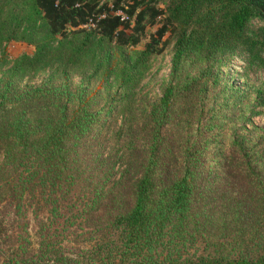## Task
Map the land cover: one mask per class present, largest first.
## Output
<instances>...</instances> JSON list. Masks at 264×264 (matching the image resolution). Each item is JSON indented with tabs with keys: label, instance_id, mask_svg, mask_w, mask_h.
<instances>
[{
	"label": "trees",
	"instance_id": "1",
	"mask_svg": "<svg viewBox=\"0 0 264 264\" xmlns=\"http://www.w3.org/2000/svg\"><path fill=\"white\" fill-rule=\"evenodd\" d=\"M24 1L0 0V39L35 49L0 77V264H264V144L218 145L217 78L236 53L264 70V0ZM168 33L172 73L189 60L205 72L168 85L139 123L117 109L130 82L113 100L105 78L119 67L131 81ZM77 68L92 70L86 85L71 82Z\"/></svg>",
	"mask_w": 264,
	"mask_h": 264
},
{
	"label": "rangeland",
	"instance_id": "2",
	"mask_svg": "<svg viewBox=\"0 0 264 264\" xmlns=\"http://www.w3.org/2000/svg\"><path fill=\"white\" fill-rule=\"evenodd\" d=\"M24 4V0H20ZM109 1V4L113 0H102V2ZM169 0H163L159 7L164 8L165 4ZM6 9L5 13H8ZM4 17V15H2ZM27 24L23 23L21 29L26 27ZM261 25L257 20H252V28H260ZM84 28H94V25L90 22L88 26ZM155 28L146 29L145 39L135 48L126 49V53L134 55L135 53H141L145 49V44L149 41V36L152 35ZM167 42L166 49L160 54L153 56L149 61L143 64V69L141 72L136 73L132 76L131 81L128 80L127 71H121V68L116 67L114 71L109 74L107 84L109 88L103 90L104 92L120 93V95H115L113 100H119L121 97L124 100L123 94L128 89L127 82H130L132 88L131 100L126 102V104H121L117 107L118 110H122L125 106H130L135 118H141L138 120L140 123L144 113L150 110L165 92L168 85H175L177 82L184 78V75H196L198 73L205 72V66L196 65L193 60L187 61L185 64L180 66L176 73H172L173 68V56H174V44L175 35L174 33L166 34L164 38ZM59 40V39H58ZM34 47L28 45L24 42L19 41H4L0 39V77L6 72L14 63L15 59L22 55L32 56L34 54ZM119 59H117L118 62ZM56 67L47 68L44 72H39L36 75H26L23 78V85L29 87H36L41 85L45 81L49 74H52ZM72 69L69 73L70 80L74 86L84 83L86 85L87 76L91 75L92 70L86 72H81L79 68L74 72ZM202 71V72H200ZM55 74V73H53ZM105 70L100 72L91 82L92 88L101 87L105 89L106 83L103 78L105 77ZM217 78L221 82L220 91L222 93L226 92L223 98H221L220 103L223 107L221 112L224 115L223 118L219 119L221 128L219 132L221 137L219 139V144L226 136V142L231 144L235 138L241 135L246 138L251 146L258 145L259 143L264 144V70H249L244 62V54L236 53L232 61L221 67H218ZM206 79L208 81H213V78H209L207 75ZM56 80L60 81V78ZM178 87V85H177ZM234 95L233 99L229 97ZM106 98V96H105ZM230 98V99H229ZM219 117V115H218ZM206 118H211L207 116ZM129 120L126 113H123L119 118L117 125L113 123L110 128L108 136H112L116 133L120 126H123V121ZM212 120V119H211ZM170 130L169 127H165L164 134ZM167 135V134H166ZM237 135V136H236ZM29 220V231L31 239L36 247L38 242L36 236V227L33 222L32 216H28Z\"/></svg>",
	"mask_w": 264,
	"mask_h": 264
}]
</instances>
